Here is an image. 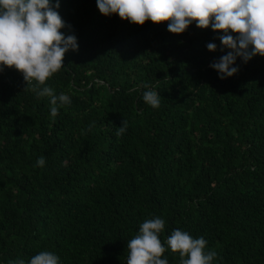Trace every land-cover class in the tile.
I'll use <instances>...</instances> for the list:
<instances>
[{
    "label": "trees",
    "instance_id": "16d2710c",
    "mask_svg": "<svg viewBox=\"0 0 264 264\" xmlns=\"http://www.w3.org/2000/svg\"><path fill=\"white\" fill-rule=\"evenodd\" d=\"M59 3L78 50L40 87L71 103L52 117L36 81L0 66V264L39 252L126 264L127 241L154 217L168 264L181 259L166 244L174 229L203 237L212 264H264V57H237L221 80L209 65L230 49L211 25L174 34L170 21L105 16L97 0Z\"/></svg>",
    "mask_w": 264,
    "mask_h": 264
},
{
    "label": "clouds",
    "instance_id": "9594fccd",
    "mask_svg": "<svg viewBox=\"0 0 264 264\" xmlns=\"http://www.w3.org/2000/svg\"><path fill=\"white\" fill-rule=\"evenodd\" d=\"M59 0H0V66L14 68L23 74L27 86L32 87L37 97L50 98V113L58 115L59 108L71 103L67 94H55L51 87H40L63 67L65 53L78 50L77 37L65 35L60 30L68 27L59 15ZM101 14H118L122 20L143 25L150 20L154 24L170 21L168 31L183 33L193 21L206 29L211 25L218 37L221 50L227 54L210 63L221 80L232 77L239 71L237 57L247 63L254 56L264 57V0H97ZM237 34L235 37L230 34ZM216 51L215 43L206 45ZM3 71V67H0ZM142 98L153 108L159 107L157 90L145 85ZM128 128L126 120L117 128V136ZM41 156L36 166H44ZM165 222L159 217L146 220L139 233L127 241L126 264H168L161 259L165 246L159 239ZM172 252L180 254V264H212L217 256L214 250L205 252L207 241L203 237L193 238L180 229H174L166 240ZM185 257H187L185 259ZM59 257L52 252H39L27 264H58ZM9 264H26L25 260L9 261Z\"/></svg>",
    "mask_w": 264,
    "mask_h": 264
}]
</instances>
